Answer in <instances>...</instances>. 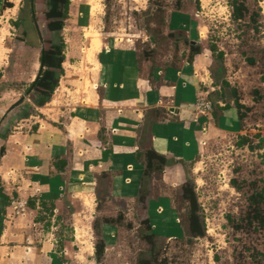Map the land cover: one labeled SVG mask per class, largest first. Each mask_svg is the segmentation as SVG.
<instances>
[{
  "label": "rangeland",
  "instance_id": "rangeland-1",
  "mask_svg": "<svg viewBox=\"0 0 264 264\" xmlns=\"http://www.w3.org/2000/svg\"><path fill=\"white\" fill-rule=\"evenodd\" d=\"M231 1H70V17L64 22L62 36L68 59L74 66L66 63L64 67L83 81L79 88L68 85V91L64 87L56 88L57 93L51 98L54 100L42 109L44 116L54 114L55 109L66 104L91 102L88 76L98 69L96 56L104 43L133 47L143 59L167 66L190 56L186 39L200 46L208 62L200 73L211 78V86L215 90L219 86L220 90L209 99L207 94L198 99L207 98L212 104L216 100L233 103L234 89L239 102L250 109L239 134L232 131L210 134L202 143L200 156L189 165L186 182L197 196L205 225L204 237H189L188 204L182 199V189H164L156 171L145 177L141 196L146 200L147 187L154 182L152 195L169 196L172 205L168 207L173 209V214L157 212L159 206L154 202L148 206L139 200H108L99 203L96 210L91 208L93 203L87 197L83 206L91 210L83 213V217L72 218L71 212L66 211L58 215L65 221L60 226L55 223L56 234H60L61 226L65 227L66 239L73 242L67 254L68 264H99L94 246L102 240H105L103 264H142V260L151 258V247L143 239L148 233V222L151 232L157 234L153 255L159 262L264 264V230L256 222L250 224L253 207L250 209L248 201L249 196L264 186V141L260 143V139L264 140V0H237L247 9L238 21L232 17ZM29 8L28 0H0V107L28 99L25 93L31 77L28 73L37 69L35 64L33 70L31 64L54 39L44 26V0H34L33 16ZM211 46L222 54L221 58L218 53L210 52ZM223 82L230 87L222 86ZM28 103L15 110L16 117L22 116L23 108L30 109ZM33 115L43 116L38 111ZM25 124L17 120L9 126L14 131L17 129L13 127H21L18 131H23ZM239 136L248 138L254 149L237 146ZM231 180L237 188L231 185ZM74 200L80 206L78 198ZM235 225L239 226L238 230L234 229ZM76 226L88 227L86 233L81 230L76 233L83 245L75 240Z\"/></svg>",
  "mask_w": 264,
  "mask_h": 264
},
{
  "label": "crops",
  "instance_id": "crops-1",
  "mask_svg": "<svg viewBox=\"0 0 264 264\" xmlns=\"http://www.w3.org/2000/svg\"><path fill=\"white\" fill-rule=\"evenodd\" d=\"M63 40L64 74L57 90L68 91V85L79 88L83 79L64 67L74 65ZM203 55L201 51L191 61L188 57L160 66L143 59L133 47L104 43L96 56L98 69L88 76L91 102L66 104L48 116L41 114L45 105L36 107L29 98V103L20 100L14 108L12 104L0 107V186L9 198L2 216L0 264H68L73 242L66 239L65 227L56 234L55 223L60 226L65 221L60 215L67 211L72 218L81 216L91 208L99 210L98 204L108 200L137 201L144 188L149 150L168 162L159 172L162 187L181 189L189 165L200 156L210 134L240 133L233 103L216 100L210 114L196 113L200 95L207 94L209 99L220 91L200 73L208 63ZM39 56L31 64L37 69L28 73V85L39 72ZM25 103L30 109L23 112L28 116L16 117L15 110ZM225 104L228 109H223ZM35 111L43 116L35 117ZM17 120L26 123L25 130L10 128L9 123ZM153 188L154 182L147 187L145 204L154 202L157 212L173 214L169 196L154 197ZM87 197L93 203L89 210L83 206ZM20 200L26 203L24 213L13 214L11 203ZM87 228H74L76 241L82 243L76 238L77 230L86 233Z\"/></svg>",
  "mask_w": 264,
  "mask_h": 264
},
{
  "label": "trees",
  "instance_id": "trees-1",
  "mask_svg": "<svg viewBox=\"0 0 264 264\" xmlns=\"http://www.w3.org/2000/svg\"><path fill=\"white\" fill-rule=\"evenodd\" d=\"M28 1L30 3L31 0ZM32 2L34 3V0H32ZM69 6L70 0H44V7L46 9L44 16L47 21V30L51 33L54 39L48 42L47 48L41 49L39 56V72L35 80L28 86L25 91L28 98L36 107H43L51 101L53 93L58 87L59 79L64 74L62 63L65 60V43L61 36V31L64 28L65 20L68 18ZM230 6L232 8L233 19L236 21L241 20L244 16V13L247 11L245 5L241 2H238L237 0H232ZM29 10L31 12V15L33 16L34 10ZM185 42L188 44L190 49L189 60L191 61L193 56L198 55L201 52V49L199 45L190 43L187 39L185 40ZM217 51L218 50L215 46L210 47V52L218 53ZM218 56L221 58L222 54L219 52ZM222 86L230 87L227 82H223ZM232 93L233 104L237 110L238 120L240 124H242L246 116V112L249 111L250 108L246 107L245 105L239 102L236 90L233 89ZM228 108L229 104H225L223 109ZM27 116L28 115L26 114V112L22 114V117ZM263 141V139H260V143H262ZM237 146H246L248 149H254L253 145L248 140V138L244 136H239ZM145 158V177L148 176L152 171H162L163 167L166 166L168 163L163 156L155 153L152 150L146 152ZM230 183L234 188H237L235 186L234 180H231ZM181 189L182 199L188 204L187 232L189 234V237L191 239L204 237L205 225L199 214L198 201L195 191L192 186L188 185V182L184 183ZM141 194L138 200L140 202H145V199L143 196H141ZM248 201L250 203V209L253 207V216L252 218H250V224H252V222H256V224H258L259 227L264 230V186L259 191L249 196ZM8 204L9 198L3 193V189L0 186V235L2 232V216ZM233 227L236 230L239 229L238 225H235ZM147 229L148 233L143 236V239L151 247V258L147 260H142V264H165V261H163L164 263L159 262L158 258L153 255V251L156 247L154 239L157 238V234L151 232V226L149 222L147 224ZM94 250L96 255V261L99 264H103L101 262V258L103 257L105 252V242L102 240V242H98L97 244H95Z\"/></svg>",
  "mask_w": 264,
  "mask_h": 264
},
{
  "label": "built area",
  "instance_id": "built-area-1",
  "mask_svg": "<svg viewBox=\"0 0 264 264\" xmlns=\"http://www.w3.org/2000/svg\"><path fill=\"white\" fill-rule=\"evenodd\" d=\"M195 110L197 114H210L212 112V103L207 100V98H199ZM26 203L23 201H13L11 203V208L13 210V214H22L24 213Z\"/></svg>",
  "mask_w": 264,
  "mask_h": 264
},
{
  "label": "flooded vegetation",
  "instance_id": "flooded-vegetation-1",
  "mask_svg": "<svg viewBox=\"0 0 264 264\" xmlns=\"http://www.w3.org/2000/svg\"><path fill=\"white\" fill-rule=\"evenodd\" d=\"M29 4H30V8H29V9L33 10V4H34V3L32 2V0L30 1Z\"/></svg>",
  "mask_w": 264,
  "mask_h": 264
},
{
  "label": "water",
  "instance_id": "water-1",
  "mask_svg": "<svg viewBox=\"0 0 264 264\" xmlns=\"http://www.w3.org/2000/svg\"><path fill=\"white\" fill-rule=\"evenodd\" d=\"M11 5H12V4H10L9 7H12ZM19 101H20V100H19ZM19 101H18V102H19ZM18 102H17V103H18ZM17 103L13 104V105H12V108H14L15 106H17Z\"/></svg>",
  "mask_w": 264,
  "mask_h": 264
},
{
  "label": "bare ground",
  "instance_id": "bare-ground-1",
  "mask_svg": "<svg viewBox=\"0 0 264 264\" xmlns=\"http://www.w3.org/2000/svg\"><path fill=\"white\" fill-rule=\"evenodd\" d=\"M95 64H96V63H95ZM93 65H94V64H93ZM96 66H97V65H96ZM86 83H87V82H86ZM86 83H85V84H86ZM85 84H84V85H85ZM84 95H85V93H84ZM85 96H86V95H85ZM85 206H86V205H85Z\"/></svg>",
  "mask_w": 264,
  "mask_h": 264
}]
</instances>
